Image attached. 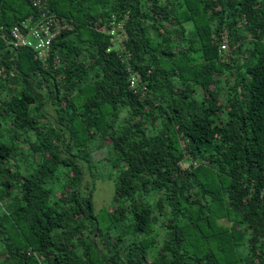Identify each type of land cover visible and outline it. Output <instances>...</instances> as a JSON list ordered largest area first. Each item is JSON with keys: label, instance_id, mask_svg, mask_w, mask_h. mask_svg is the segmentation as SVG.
<instances>
[{"label": "trees", "instance_id": "1", "mask_svg": "<svg viewBox=\"0 0 264 264\" xmlns=\"http://www.w3.org/2000/svg\"><path fill=\"white\" fill-rule=\"evenodd\" d=\"M42 1L44 64L0 0V264H264V0Z\"/></svg>", "mask_w": 264, "mask_h": 264}, {"label": "built area", "instance_id": "2", "mask_svg": "<svg viewBox=\"0 0 264 264\" xmlns=\"http://www.w3.org/2000/svg\"><path fill=\"white\" fill-rule=\"evenodd\" d=\"M30 2L32 5L42 10L36 21H33L31 16L12 26L10 32L13 41L12 46L31 48L36 53V59L44 64L48 58L51 40L57 36L61 30L68 28V26L60 24L59 19L54 15H51L50 11L46 8L44 1L30 0ZM220 42V51L223 52L227 50L228 43L226 33H223ZM130 77V86L134 87L138 84L139 77L134 75H131Z\"/></svg>", "mask_w": 264, "mask_h": 264}, {"label": "rangeland", "instance_id": "3", "mask_svg": "<svg viewBox=\"0 0 264 264\" xmlns=\"http://www.w3.org/2000/svg\"><path fill=\"white\" fill-rule=\"evenodd\" d=\"M103 29V28H101ZM111 34H113V31L111 30ZM124 37L118 36L115 38V44L114 49L119 50L121 42ZM227 51V50H226ZM228 54V51L225 53V55ZM48 115H51L50 109L47 108ZM102 157V152L96 153V159H100ZM187 164H184V168ZM109 179V178H108ZM100 183V184H99ZM94 185H96V191L94 193V208L97 210L101 207L109 206L112 193H113V187L110 185L108 180L105 181H95Z\"/></svg>", "mask_w": 264, "mask_h": 264}]
</instances>
